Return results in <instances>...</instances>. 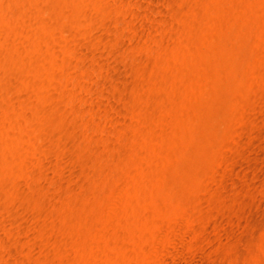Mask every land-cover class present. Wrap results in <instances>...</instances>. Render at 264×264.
<instances>
[{"label": "rangeland", "instance_id": "rangeland-1", "mask_svg": "<svg viewBox=\"0 0 264 264\" xmlns=\"http://www.w3.org/2000/svg\"><path fill=\"white\" fill-rule=\"evenodd\" d=\"M0 264H264V0H0Z\"/></svg>", "mask_w": 264, "mask_h": 264}]
</instances>
